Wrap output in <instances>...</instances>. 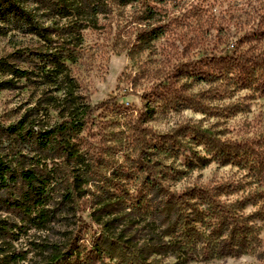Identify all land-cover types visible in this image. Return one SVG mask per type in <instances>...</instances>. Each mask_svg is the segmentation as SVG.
<instances>
[{"label":"rangeland","instance_id":"1","mask_svg":"<svg viewBox=\"0 0 264 264\" xmlns=\"http://www.w3.org/2000/svg\"><path fill=\"white\" fill-rule=\"evenodd\" d=\"M21 1L43 25L49 26L55 44L71 36L76 50L73 60L67 63L87 100L94 106L117 98L110 108L93 111L81 135L87 157L93 158L88 206L81 204L77 214L67 218L69 226L58 225L56 230L67 229L80 239L78 245L82 258L87 259L85 264H264V207L260 210L253 203L247 205L245 213L260 210L249 221L255 232L239 252H210L205 242V235L212 229L209 223H194L191 226L197 233L180 235L179 241L188 243L184 253L172 246L161 254L148 249L149 246L157 249V243L164 244L161 237L169 218L164 212H156L164 202V195L146 187L151 177L141 168L135 143L125 141L135 134L134 121L138 120L145 98L152 95L157 85L174 76L180 63L232 55L240 45L255 46L256 50L264 48V40H245L247 33L264 27V0H133L130 3L87 0L99 6L97 12L87 14L91 10L86 9L82 15L69 19L57 17L48 0ZM151 29L161 31L155 40H149ZM46 45L41 38L0 22V58L6 57L11 63L25 67L26 59L34 57L30 54L46 49ZM221 82L180 79L178 85L185 84L189 91L211 94V108L203 112L193 107L170 106L145 125L150 131L166 134L182 124L199 122L212 127L222 138L236 140L264 133V90L253 86L216 93ZM32 91L29 87L0 90V122L8 125L16 120L33 103ZM53 119H57L55 113ZM123 140L126 143L122 144ZM167 147L169 150L161 159L168 166L169 175L163 186L170 191L242 181L249 171L248 167L222 165L218 160L191 166V161L196 163L199 156L213 155L191 132L182 134L177 142L169 141ZM105 149L107 152L103 153ZM108 189L111 193L108 209L115 213L110 218L122 215L120 227H126L130 238V242H125L126 252L100 240V226L90 216V200L100 199ZM248 191L253 188L245 184L242 190L223 195L222 199L233 201L247 196ZM141 193L144 198L139 200ZM170 239L166 237L165 241ZM96 243L103 250L102 260L93 252Z\"/></svg>","mask_w":264,"mask_h":264},{"label":"trees","instance_id":"2","mask_svg":"<svg viewBox=\"0 0 264 264\" xmlns=\"http://www.w3.org/2000/svg\"><path fill=\"white\" fill-rule=\"evenodd\" d=\"M122 1L130 3L133 0ZM48 2L61 19L82 15L86 9L91 10L87 14L97 12L99 7L87 0ZM0 22L37 36L48 44L46 49L31 53L32 59L23 60L25 67L11 63L6 57L0 58V90L26 87L33 90V103L16 120L8 125L0 122V264H85L87 259L82 258L79 250L80 239L67 229L56 230L58 225L69 226L67 218L70 214L75 216L81 204L88 206L93 158L87 157L81 135L93 111L110 108L117 98L103 100L94 106L87 100L67 63L73 60L76 50L71 36L67 35L61 43L55 44L49 26L43 25L21 0H0ZM160 32L149 30V40L157 39ZM245 40L262 42L264 27L261 25L254 32L247 33ZM175 71L174 76L157 85L152 95L145 98L138 120L134 121L135 134L133 138L125 139L135 143L141 168L151 177L146 187L164 195V202L156 212H164L169 218L163 230L164 237H161L164 244L157 243V249L151 246L148 249L161 254L172 246L183 252L188 243L179 241L180 235L197 233L191 226L194 223H209L212 229L205 235V242L210 252H239L255 232L249 221L264 207V133L236 140L222 138L212 127L199 122L182 124L166 134L150 131L145 124L170 106L193 107L203 112L211 108V94L189 91L185 84L178 85L180 79H219L221 88H216V93L253 86L264 90V48L256 50L255 46L243 48L240 45L232 55L190 60L180 63ZM189 132L206 145L208 153L213 154L211 158L199 156L196 163L191 161V166L218 160L222 165L248 167L243 180L214 186H191L180 192L165 188L163 181L169 178L168 166L163 164L161 156L169 150V141L177 142L182 134ZM120 148L122 150L124 145ZM245 184L253 188L247 196L233 201L222 199L223 195L242 190ZM102 194L100 199L90 200L91 219L100 226V240L124 249L130 238L126 227H120L122 215L110 218L115 214L108 209L111 193L108 189ZM142 198L141 193L139 200ZM250 203L259 205L260 210L245 213ZM166 237L171 239L167 242ZM95 246L93 252L102 260L103 250L98 243ZM136 256L141 258L139 253Z\"/></svg>","mask_w":264,"mask_h":264}]
</instances>
